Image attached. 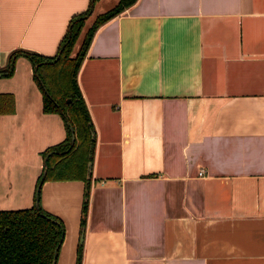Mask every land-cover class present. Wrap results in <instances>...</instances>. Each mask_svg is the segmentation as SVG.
Here are the masks:
<instances>
[{
  "label": "crops",
  "instance_id": "0c3cea01",
  "mask_svg": "<svg viewBox=\"0 0 264 264\" xmlns=\"http://www.w3.org/2000/svg\"><path fill=\"white\" fill-rule=\"evenodd\" d=\"M88 2L0 0V68L14 49L53 54ZM117 2H95L73 54ZM87 49L77 81L95 147L81 264H264V0H137ZM32 74L20 55L0 77V209L22 207L42 150L66 136ZM84 186L41 184L65 227L56 264H76Z\"/></svg>",
  "mask_w": 264,
  "mask_h": 264
},
{
  "label": "trees",
  "instance_id": "16d2710c",
  "mask_svg": "<svg viewBox=\"0 0 264 264\" xmlns=\"http://www.w3.org/2000/svg\"><path fill=\"white\" fill-rule=\"evenodd\" d=\"M96 1L89 0L85 9L70 16L64 35L53 54L46 55L22 48L14 49L9 53L3 68H0V77L11 76L15 71L17 58L20 55L25 56L33 68V78L41 89L43 111H56L62 114L66 130L65 138L41 152L44 165L36 178V188L39 183L40 186L38 191L35 189L33 205L0 209V264H56L65 227L59 216L46 211L40 204V187L47 179L84 180L80 233L85 227L91 179L86 178L87 164L88 160L91 161L95 145L94 129L85 100L81 96L77 73L98 27L129 8L137 0H118L113 8L99 13L84 32L82 42L73 54L76 40ZM36 196L39 200L38 205L35 204ZM56 248L57 251L54 253ZM82 248L83 242H79L76 264H81Z\"/></svg>",
  "mask_w": 264,
  "mask_h": 264
},
{
  "label": "rangeland",
  "instance_id": "374dc122",
  "mask_svg": "<svg viewBox=\"0 0 264 264\" xmlns=\"http://www.w3.org/2000/svg\"><path fill=\"white\" fill-rule=\"evenodd\" d=\"M75 159H77V158H75ZM37 178V177H36ZM36 178H34L35 179V184H36V182H37V180H36ZM16 180V179H15ZM34 182H33V184L32 185H30V187L28 186V190L29 189H31V191H28V193H18L17 194V196H20L21 198L19 199V202H20V200H21V202H23L22 203V205H20V206H22V207H19V208H23V207H29V206H31V205H33V203H34V193H35V189H36V186L34 185ZM34 185V186H33ZM20 189H22V187L20 188ZM27 189V187H24V190H26ZM41 191V190H40ZM24 194V195H23ZM27 194H28V200H25V201H23V196H25V198H26V196H27ZM39 195H40V192H39ZM41 197V196H40ZM40 204H41V202H40ZM17 205H18V203H17ZM42 206V205H41ZM43 207V206H42ZM51 213V212H50Z\"/></svg>",
  "mask_w": 264,
  "mask_h": 264
},
{
  "label": "water",
  "instance_id": "95a60500",
  "mask_svg": "<svg viewBox=\"0 0 264 264\" xmlns=\"http://www.w3.org/2000/svg\"><path fill=\"white\" fill-rule=\"evenodd\" d=\"M46 91V89H45ZM49 97H50V94L48 93L47 94ZM68 100H70V98H68ZM57 103V102H56ZM59 111L61 112V108H59ZM94 135V134H93ZM74 138V136H73ZM91 167H92V161L88 160V164H87V174H86V178L87 177H90V174H91ZM39 186H40V183L39 185L37 186L36 190L38 191L39 190ZM39 203V200H38V196H36V200H35V204L38 205ZM83 232H84V228L82 229L81 233H80V236H79V241L78 242H82V239H83ZM58 248V247H57ZM57 248L55 249L54 253H56L57 251Z\"/></svg>",
  "mask_w": 264,
  "mask_h": 264
},
{
  "label": "built area",
  "instance_id": "2783aa9c",
  "mask_svg": "<svg viewBox=\"0 0 264 264\" xmlns=\"http://www.w3.org/2000/svg\"><path fill=\"white\" fill-rule=\"evenodd\" d=\"M201 173V170H199L198 174Z\"/></svg>",
  "mask_w": 264,
  "mask_h": 264
}]
</instances>
